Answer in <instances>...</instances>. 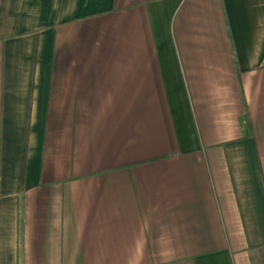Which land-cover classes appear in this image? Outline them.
Wrapping results in <instances>:
<instances>
[{"label":"crops","instance_id":"obj_1","mask_svg":"<svg viewBox=\"0 0 264 264\" xmlns=\"http://www.w3.org/2000/svg\"><path fill=\"white\" fill-rule=\"evenodd\" d=\"M0 264H264V0H0Z\"/></svg>","mask_w":264,"mask_h":264},{"label":"trees","instance_id":"obj_2","mask_svg":"<svg viewBox=\"0 0 264 264\" xmlns=\"http://www.w3.org/2000/svg\"><path fill=\"white\" fill-rule=\"evenodd\" d=\"M25 149H26V146H25V143H24V147H23V153H22V168H21V180H22V176H23V167H24V160H25Z\"/></svg>","mask_w":264,"mask_h":264}]
</instances>
